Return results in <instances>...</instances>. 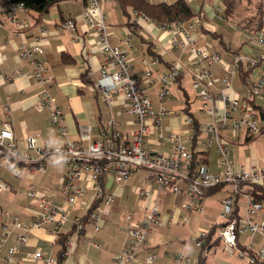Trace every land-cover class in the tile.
I'll use <instances>...</instances> for the list:
<instances>
[{
  "label": "crops",
  "instance_id": "crops-1",
  "mask_svg": "<svg viewBox=\"0 0 264 264\" xmlns=\"http://www.w3.org/2000/svg\"><path fill=\"white\" fill-rule=\"evenodd\" d=\"M151 1L172 2L173 0ZM223 1L187 0L195 14L199 12L205 14L203 25L195 31L199 45L209 46L212 42L209 43L208 37L219 34L214 20L222 14ZM105 4H107L105 13L107 24L110 26L111 42L122 45L127 51L134 72L144 71L141 59L145 53L160 55V62L154 67L153 84L146 88L156 108L164 104L170 110L162 121L163 130L166 133H179L193 153L199 154L198 160L207 164L211 172H220L222 167L219 159L216 168L210 165L211 149L213 146L217 148L215 138H212L211 147H207L206 143L211 136L206 131L197 127L193 128L186 123V115H190L199 126L206 124L196 114L197 112L200 114L202 110L201 100L192 87V76L196 67L191 63L190 53L171 48L172 28L164 29L152 21L143 20L141 13H144L132 7L128 8L129 13L124 12L117 0H105ZM84 9L85 0H60L42 14L22 10L19 14L21 18L26 19L28 24V27L23 30H19L7 17H1L3 24L0 26V127L5 121H10L21 147L25 146L27 136L38 137L40 141L48 139L53 144L62 142L58 128L51 121L50 110L48 108L39 109L41 91L44 88H48L56 104L64 111L69 130L68 139L78 140L81 127L85 125L92 127V140L102 139V123L111 117L119 122L126 138L130 139L133 132L139 128L138 118L125 110L123 94L118 93L112 104L108 105L94 85L100 73L103 57L98 52H95L93 56L87 55L90 48L96 45L97 36L94 32L87 30L81 21ZM66 18L78 22L77 32L81 36L79 39L74 40L76 33L62 26ZM244 26L247 28L245 24ZM218 37L226 52L221 53L218 48L209 47L212 52L219 53L222 58L221 62L208 65L217 79L213 89L215 93H218L223 86L221 78L226 75L235 52L249 55H256L258 52L254 50L255 47L246 43H243L238 50L233 49L230 45L227 46L222 37L219 35ZM125 39H129L130 43L122 44ZM36 40L41 42L43 48V52L36 54V58L44 63L53 77V81L47 85L35 78L33 65L19 54V46L29 45ZM176 59H180L183 64V75L171 87L170 94L162 102L158 97V91L162 87L160 77ZM247 74L243 70L236 73L232 79V86L228 90L230 96L239 99L246 96L243 88L247 87V76L249 75ZM235 78L240 81L237 86ZM197 105L199 109L195 112ZM261 126L260 134L264 133V119H261ZM239 133L241 132H233L229 129L221 131L222 138L234 149L233 156L236 157L235 153H238L239 158L233 160L239 166L248 167L252 164L264 166V147L259 146L258 149L256 145H253L251 154H245L246 151L239 150L242 145V137ZM260 134L248 139V135L244 133L245 142L253 141ZM147 145L151 150L162 153L169 152L173 147L170 142L160 143L154 129L147 137ZM237 145L239 147H236ZM58 167H63L65 172L63 160L58 156L49 160L44 170L34 169L28 165L23 166L25 172L18 176L19 179L16 182H10L8 176L3 174L4 171L12 172L10 169L0 168V180L12 187L10 191L0 192V238L2 236L1 225L6 218V212L17 215L26 222L33 220L37 206L28 192L30 190L40 191L37 188L41 187L45 188L46 183H51L48 180L53 178ZM79 182L85 185L88 191L78 198L75 205L66 203L58 189L60 183L55 190L49 193L55 204L67 207L72 218L86 217L89 206L95 203L94 184L90 180ZM100 185L104 194L114 195V200L110 204H106L102 198L97 201L102 228L100 231H95L94 224L86 222L85 230L78 238L76 247L67 255H62L60 260L62 264H115V257L125 249L129 242L127 225L123 219L128 213H133L138 219L146 217L154 205L160 206L166 223L149 233L148 246L138 253L141 264H147L145 259L151 251L156 254L152 264H180L177 256H189L191 253L189 257L199 260L201 264H249L237 252L229 253L221 239H217L222 226L216 228L208 247L201 249L196 245V236L200 230H210L214 225L223 224L221 217L223 200L232 191L231 185L226 184L211 191L206 196L203 212L186 211L184 204L189 197L185 194H175L170 189L150 181L144 169H137L130 179L122 183L117 182L113 177H106L100 181ZM29 188L30 190H27ZM139 190H148L149 195L139 197ZM21 196H27L25 200L28 202L25 200L23 202L25 197L22 199ZM241 202L244 203L242 204L245 213V200L240 198L238 201V206L242 209ZM124 213L125 216H123ZM171 215H174L173 220L170 218ZM196 216H200L197 223L194 222ZM263 217L264 210L256 215L257 220ZM193 227L198 228L192 231ZM71 228L72 223L69 222L60 231H56L52 225L33 229L28 235V242L20 246L16 255L17 261L13 264H31L36 250H41L45 256L59 258L61 247L57 242L59 233L70 231ZM187 229L192 232L190 238H185ZM18 234L17 229L12 230L6 246L0 252V264L4 263L7 247L16 243ZM244 235L248 237L243 239ZM262 240L264 236L257 233H245L239 238L240 244L247 245L252 242L256 250L264 248L261 244ZM190 242L195 243V250L190 249Z\"/></svg>",
  "mask_w": 264,
  "mask_h": 264
},
{
  "label": "built area",
  "instance_id": "built-area-1",
  "mask_svg": "<svg viewBox=\"0 0 264 264\" xmlns=\"http://www.w3.org/2000/svg\"><path fill=\"white\" fill-rule=\"evenodd\" d=\"M24 9L25 5L22 2L0 1V26L3 24L1 17L5 16L19 30L27 28L26 19L21 18L19 14ZM204 15L203 12L195 14L192 20L186 23L187 25L184 22L157 23L142 13L141 18L152 21L164 29L172 28L171 48L190 53L191 63L196 67L192 76V87L201 100V110L212 116V121L199 128L211 136L206 143L207 147H211L212 138L217 142L219 162L222 167L220 172H211L207 164L195 159L193 151L179 133H166L163 130L162 121L170 110L164 104L156 108L146 88L153 84L154 67L160 62V55L145 53L141 59L144 71L134 72L127 51L122 45L111 42L110 26L106 21L103 0H85V9L81 16L86 29L97 36L96 45L90 48L87 55L93 56L98 52L103 57L100 73L94 85L108 105L112 104L118 93L123 94L125 110L138 118L139 128L133 132L130 139L126 138L119 122L111 117L102 123V139H91L92 127L89 125L81 127L78 140L68 139L69 130L64 111L56 104L48 88H44L41 91L39 109L50 110L51 121L58 128L62 142L53 144L48 139L40 141L38 137L27 136L25 146L21 147L11 122L5 121L0 127V168L6 167L16 176H20V168L23 166L44 170L47 162L54 156L61 157L65 172L58 189L69 205H75L78 198L87 193V187L79 182L84 180H90L94 184L95 202L102 198L106 204H110L114 200V195L104 194L100 181L106 177H113L117 182L122 183L130 179L137 169L146 170L149 180L161 187L168 188L175 194L187 195L189 200L184 204V209L189 212L204 211L208 188L220 184L231 185L232 191L223 200L221 217L224 224L220 229L219 237L229 253L237 252L249 264L264 260V248L256 250L252 242L247 244V250L239 246V237L242 234L257 233L264 236V217L261 220L256 219V215L264 210V204L251 198L247 188L248 185H264V166L237 165L233 160L232 148L221 136L223 129L233 132L243 130L248 136L261 133V119L255 105L264 101V28L255 32L250 43L258 53L249 55L235 52L226 75L221 78L223 86L218 93H215L213 89L217 79L208 65L221 62L222 58L219 53L212 52L208 45L198 44L195 31L203 25ZM62 26L76 33L74 40L81 37L77 32L76 20L66 18ZM129 43V39L122 41V44ZM42 52L43 48L39 40L19 46L20 57L31 62L35 78L47 85L53 81V77L44 63L36 58V54ZM183 70L181 60L176 59L161 75L162 87L158 91L160 101L164 102L167 99L171 87L183 75ZM240 70L249 74H247V95L242 99L232 97L228 92L233 77ZM186 123L193 128L196 127L190 115H186ZM153 129L160 143L173 144L169 152H156L148 147L147 137ZM11 189L8 183L0 180V192ZM28 195L37 206L32 221L26 222L17 215L5 213L6 218L1 225L0 252L6 246L12 230L17 229L19 234L16 243L7 247L3 264H13L17 261L16 255L20 246L28 242V235L33 229L52 225L56 231H60L71 222L73 230L66 240L67 249L64 256L76 247L78 238L85 230L84 217L72 218L67 207L55 204L50 194L30 190ZM138 195L148 196L149 191L139 190ZM237 197L243 198L246 203L245 213L241 219L233 213ZM91 208L92 205L89 206L87 215L94 224L95 231H100L102 220L99 207L93 210ZM170 218L173 220L174 215ZM125 220L129 242L115 257V264H141L138 258L139 251L148 246L149 233L158 226L165 225V219L162 217L160 206L154 205L148 216L138 219L133 213H128ZM208 234L209 230L202 229L196 236V245L201 249ZM248 250L253 251L254 255L249 254ZM155 258L156 254L151 251L145 263L152 264ZM32 259L31 264H62L57 257L45 256L41 250H36ZM177 260L183 264H200L199 260L186 255H178Z\"/></svg>",
  "mask_w": 264,
  "mask_h": 264
},
{
  "label": "trees",
  "instance_id": "trees-1",
  "mask_svg": "<svg viewBox=\"0 0 264 264\" xmlns=\"http://www.w3.org/2000/svg\"><path fill=\"white\" fill-rule=\"evenodd\" d=\"M14 2H22L25 5L24 10H31L36 13L42 14L49 10V8L57 3L60 0H13ZM118 3L122 6L124 12L129 13L128 8L132 7L135 10L142 11L146 16H148L150 19L157 21L159 23L162 22H170V23H179V22H186L190 19H192L195 16V13L187 0H173L172 2L167 1H151V0H117ZM225 7L222 10V17L225 19L231 18L234 16L237 7L240 3V0H224ZM264 5H261L258 7L257 13L252 16L251 18H248V20L245 22V25L247 28L251 29L253 32L259 31L262 28H264ZM219 34H216L218 36ZM221 37V36H220ZM260 119H264V109L261 104L255 105ZM196 123V127L199 128V124L194 119ZM254 136H248V139H252ZM194 158H200L198 153H194ZM198 160V159H197ZM225 184L216 185L213 187H210L206 191V196L213 190L218 189ZM248 193L251 198L254 200H258L264 204V185H248ZM225 199V198H224ZM240 197L236 198L235 205H234V211L233 213L238 216L239 219L242 218L244 214L241 213V207L238 206V201ZM99 200V199H98ZM97 200V201H98ZM97 201L92 206L91 210L98 207ZM223 211V210H222ZM89 215H86L84 217V223L91 222ZM224 224V223H223ZM223 224L220 225H214L210 230L207 237L204 239L203 247H208L211 241V236L216 231V228L218 226H223ZM73 230V224L70 231L67 232H61L59 233V237L57 239V242L61 245L60 247V256L59 261L61 260L62 255L66 252V240L71 234V231ZM240 238V237H239ZM217 239L220 240V237ZM197 242V239H196ZM239 246L243 250H247V245L240 244ZM200 248V247H199ZM205 252V251H203ZM202 252V253H203ZM249 254H253L254 252L251 250H248ZM204 255V254H203ZM201 264V262H200ZM256 264H264V260L260 261L258 260Z\"/></svg>",
  "mask_w": 264,
  "mask_h": 264
},
{
  "label": "rangeland",
  "instance_id": "rangeland-1",
  "mask_svg": "<svg viewBox=\"0 0 264 264\" xmlns=\"http://www.w3.org/2000/svg\"><path fill=\"white\" fill-rule=\"evenodd\" d=\"M260 4L264 5V0H240V3L238 5L237 10H236L233 17L225 19L224 17H222L220 15L216 20H214L216 26L218 27L219 36H221L223 38V41L227 44V46L230 45L233 49L238 50L239 48H241L243 46V43L250 44L252 42V38L255 36V32H253L249 28H246L244 26V24L248 20V18H251L252 16H254L257 13L258 7L260 6ZM106 6H107V4H105V0H103V8L105 9ZM222 6L225 7V3H223ZM130 11L132 12V10H130ZM219 14H220V12H219ZM208 39H210L209 43L212 42V44L209 45V47L211 46L210 48L214 49L216 47V48H218V50L221 53L226 52V49H225L224 45L221 43V40L218 36L210 35L208 37ZM254 50L258 51L256 48ZM235 83H236L235 84L236 86H237V83L239 85L240 81L238 78H235ZM246 89H247V87L243 88V92L246 93L245 95H247ZM195 99H196V97H195ZM260 104H262L264 107V101L260 102ZM198 105H199V103H198ZM198 105H197V109L195 110V112L199 109ZM196 114L199 115V119L203 123H208L212 120V116L204 114L203 111H201L200 114L198 112ZM238 132H241L239 134L242 137V139H241L242 145H240L241 148L239 150L246 151L245 154H249V155L251 154L253 145H256L258 149H259V146L264 147V133L260 134L258 136V138L254 139L253 141L249 140V141L245 142V139H244V133L245 132L243 130H240ZM236 147H239V146L237 145ZM233 150L234 149L232 148V151ZM235 155H236V157L233 156V159L239 158L237 152L235 153ZM258 156H259V154H258ZM218 159L219 158H218L217 148L215 146H213L211 149V155H210V165L212 167L216 168V164L218 162ZM10 171H12V170H10ZM20 172L22 174H24L25 171H24L23 167L20 168ZM63 172H64L63 167L62 168L58 167L56 169V173L53 176V178L51 180H48V182H51V183H46L47 186L45 188H42V187L37 188V189H40L39 192H45V193L49 194L53 190H55V188L60 183ZM3 174H6L8 176V179L10 180V182H16L19 179L18 176H16L13 171L12 172L4 171ZM27 190H30V188ZM21 197H22V199H23V197H25L23 199V202L25 199L28 198L27 196H21ZM25 202H28V201L25 200ZM242 203L243 202H241V205L244 204V203L243 204ZM241 213L242 214L244 213V205H243V208L241 209ZM123 216H125V213L123 214ZM196 217L197 218H195L194 222L197 223L199 221L200 216H196ZM123 222L126 224L125 219H123ZM193 228L194 229L192 231L196 230L198 227H193ZM185 235H186L185 238H190V236H192L191 230L187 229ZM246 237H248V235H244L243 239ZM261 244H262V246H264V240H262ZM189 245H190L191 250H195V247H196L195 243L193 244V242H192V244H191V242H190ZM191 255H192V253L189 256H191ZM180 264H182V263H180Z\"/></svg>",
  "mask_w": 264,
  "mask_h": 264
}]
</instances>
